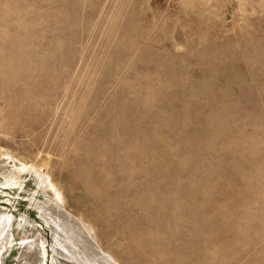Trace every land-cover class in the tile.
Segmentation results:
<instances>
[{
    "label": "rangeland",
    "instance_id": "obj_1",
    "mask_svg": "<svg viewBox=\"0 0 264 264\" xmlns=\"http://www.w3.org/2000/svg\"><path fill=\"white\" fill-rule=\"evenodd\" d=\"M1 232L0 264H264V0H0Z\"/></svg>",
    "mask_w": 264,
    "mask_h": 264
},
{
    "label": "bare ground",
    "instance_id": "obj_2",
    "mask_svg": "<svg viewBox=\"0 0 264 264\" xmlns=\"http://www.w3.org/2000/svg\"><path fill=\"white\" fill-rule=\"evenodd\" d=\"M5 218H6V216H5ZM3 219H4V218H3ZM3 219H2V220H3ZM6 221H7V219H6ZM2 232H3V231H2ZM2 232H1L0 234H2ZM11 238H12V237H11ZM3 240H4V239H3ZM7 249H8V248H7ZM0 253H1V252H0ZM1 255H2V254H1Z\"/></svg>",
    "mask_w": 264,
    "mask_h": 264
}]
</instances>
